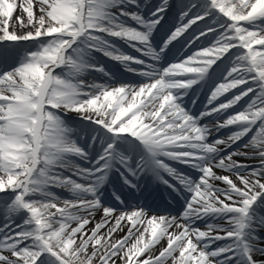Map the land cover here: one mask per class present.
<instances>
[{
    "label": "snow or ice",
    "instance_id": "obj_1",
    "mask_svg": "<svg viewBox=\"0 0 264 264\" xmlns=\"http://www.w3.org/2000/svg\"><path fill=\"white\" fill-rule=\"evenodd\" d=\"M0 264H264V0H0Z\"/></svg>",
    "mask_w": 264,
    "mask_h": 264
},
{
    "label": "rangeland",
    "instance_id": "obj_2",
    "mask_svg": "<svg viewBox=\"0 0 264 264\" xmlns=\"http://www.w3.org/2000/svg\"><path fill=\"white\" fill-rule=\"evenodd\" d=\"M123 75H125L124 73H122V72H120V73H118L116 76H123Z\"/></svg>",
    "mask_w": 264,
    "mask_h": 264
},
{
    "label": "bare ground",
    "instance_id": "obj_3",
    "mask_svg": "<svg viewBox=\"0 0 264 264\" xmlns=\"http://www.w3.org/2000/svg\"><path fill=\"white\" fill-rule=\"evenodd\" d=\"M134 55H136V53H133ZM116 65L120 66L117 62L115 63ZM92 79V78H91ZM66 195V194H65Z\"/></svg>",
    "mask_w": 264,
    "mask_h": 264
}]
</instances>
